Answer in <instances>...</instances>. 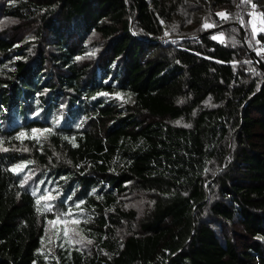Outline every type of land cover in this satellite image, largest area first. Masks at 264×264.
Masks as SVG:
<instances>
[{"label":"trees","instance_id":"obj_1","mask_svg":"<svg viewBox=\"0 0 264 264\" xmlns=\"http://www.w3.org/2000/svg\"><path fill=\"white\" fill-rule=\"evenodd\" d=\"M253 5L0 2V264H264Z\"/></svg>","mask_w":264,"mask_h":264},{"label":"built area","instance_id":"obj_2","mask_svg":"<svg viewBox=\"0 0 264 264\" xmlns=\"http://www.w3.org/2000/svg\"><path fill=\"white\" fill-rule=\"evenodd\" d=\"M252 17L251 22L253 24L254 34L258 38L257 46L258 48L264 50V14L262 10L258 9L256 6L251 7Z\"/></svg>","mask_w":264,"mask_h":264},{"label":"rangeland","instance_id":"obj_3","mask_svg":"<svg viewBox=\"0 0 264 264\" xmlns=\"http://www.w3.org/2000/svg\"><path fill=\"white\" fill-rule=\"evenodd\" d=\"M2 0H0V2H1ZM218 13H225V12H223V11H220V12H218ZM218 15V14H217ZM219 16V15H218ZM201 17H203V15H201ZM221 17V16H220ZM226 17H227V15H226ZM221 18H224V17H221ZM241 19V17H239V20ZM192 21L190 20L189 22H187V20H186V24L188 25V24H190ZM243 22V21H242ZM252 23V22H251ZM206 25H207V27H206ZM238 25H240V26H242L243 27V23H239ZM251 27H253V24H252V26ZM34 29V28H33ZM204 29H207L208 31L207 32H213V33H215L214 34V39L215 40H217V41H219V42H222L224 39H225V36L223 35V34H221V32H218V29H216V28H213V27H211V25L210 24H208V23H205V25H204ZM244 29V28H243ZM30 30V33H32V30L31 29H29ZM27 31V29H24L23 30V33H22V35H25L24 33ZM175 40H178V41H180V39H178V38H173V39H167V41L165 40V41H163V43L164 44H169L170 42H172V41H175ZM256 47L258 48V46H257V44H256ZM258 50H260V52L261 53H264V50H262V49H260V48H258ZM259 55H261V54H259ZM18 165H15V166H12L11 167V169L13 170V171H17L18 170Z\"/></svg>","mask_w":264,"mask_h":264},{"label":"water","instance_id":"obj_4","mask_svg":"<svg viewBox=\"0 0 264 264\" xmlns=\"http://www.w3.org/2000/svg\"><path fill=\"white\" fill-rule=\"evenodd\" d=\"M240 28L241 35L244 38L245 37V31L242 26L237 25ZM251 56L253 57L255 63L260 67V69L264 72V62L258 57V55L252 50L250 52Z\"/></svg>","mask_w":264,"mask_h":264},{"label":"snow or ice","instance_id":"obj_5","mask_svg":"<svg viewBox=\"0 0 264 264\" xmlns=\"http://www.w3.org/2000/svg\"><path fill=\"white\" fill-rule=\"evenodd\" d=\"M253 7H255V6L253 5ZM218 15L221 16V17H225L226 18V14L225 13H218ZM206 27H207V25H206ZM77 207H79V205H77ZM50 223L55 224V223H57V221H50ZM65 223H67V221H65ZM71 223H78V221L73 220V221H71ZM64 234H65V236H67L68 235L67 231H65ZM89 243H91V241H89Z\"/></svg>","mask_w":264,"mask_h":264}]
</instances>
